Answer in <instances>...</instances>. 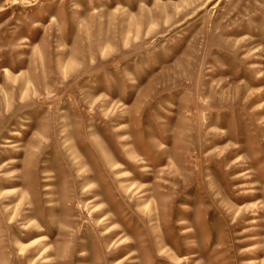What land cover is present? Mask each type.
<instances>
[{
    "label": "rangeland",
    "instance_id": "rangeland-1",
    "mask_svg": "<svg viewBox=\"0 0 264 264\" xmlns=\"http://www.w3.org/2000/svg\"><path fill=\"white\" fill-rule=\"evenodd\" d=\"M0 264H264V0H0Z\"/></svg>",
    "mask_w": 264,
    "mask_h": 264
},
{
    "label": "bare ground",
    "instance_id": "bare-ground-1",
    "mask_svg": "<svg viewBox=\"0 0 264 264\" xmlns=\"http://www.w3.org/2000/svg\"><path fill=\"white\" fill-rule=\"evenodd\" d=\"M107 235H108V237H110V238H111V237H113V236H114V233H112V232H108V234H107ZM120 239H122V237H121ZM40 247L42 248V246H40ZM39 250H40V248H39ZM83 256H84V255H83Z\"/></svg>",
    "mask_w": 264,
    "mask_h": 264
}]
</instances>
